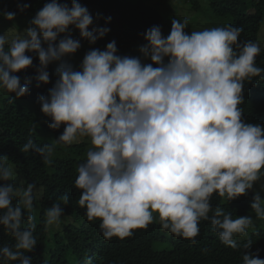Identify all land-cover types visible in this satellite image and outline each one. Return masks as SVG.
<instances>
[{"label":"clouds","instance_id":"obj_1","mask_svg":"<svg viewBox=\"0 0 264 264\" xmlns=\"http://www.w3.org/2000/svg\"><path fill=\"white\" fill-rule=\"evenodd\" d=\"M15 15L0 12L8 21ZM30 23L23 32L14 26L0 34V94H12L10 102L30 94L32 78L22 83L18 73L33 68V56L37 87L58 65L54 86L39 101L49 128L64 131L43 146L29 139L21 151L51 167L56 146L90 143L75 187L104 239L123 241L158 221L195 245L201 222H208L224 246L242 252L243 264H264L251 252L254 219L212 206L214 196L231 203L254 192L251 210L264 221V198L254 188L264 191V126L245 122L241 107L245 85L264 81L259 41H242L243 29L232 24L189 34V21L173 18L167 37L159 26L144 33L140 56L118 54L113 40L104 50L90 49L76 70L68 60L81 40L95 45L110 29L95 24L78 0L70 6L50 0ZM16 179L14 164L0 156V226L14 241L0 247V264H32L26 253L37 246L33 211L45 190L27 181L17 186ZM68 204L65 194L45 210V232L69 222Z\"/></svg>","mask_w":264,"mask_h":264},{"label":"trees","instance_id":"obj_2","mask_svg":"<svg viewBox=\"0 0 264 264\" xmlns=\"http://www.w3.org/2000/svg\"><path fill=\"white\" fill-rule=\"evenodd\" d=\"M48 2L50 0H0V12L35 15ZM59 2L71 5V0ZM78 2L86 6L90 0ZM23 5L28 7L22 11L19 6ZM98 5L99 15L95 24L108 27L110 32L95 45H89L90 49H105L109 42L115 40L118 54L136 51L146 42L144 33L152 26H160L163 19L156 8L143 2L99 0ZM247 5L249 10L244 11L243 8ZM211 8L217 16L230 19L228 24L243 29L240 37L242 41H258L264 24V0H231L226 4L214 0L211 2ZM108 17H111L110 23H106ZM73 38L81 39L80 34ZM87 43L81 40L82 47L77 54L84 52ZM261 48L262 52L256 62L259 67L264 68V47ZM33 65V68L26 72L18 73L22 83L25 76L32 78L28 96L10 102L12 94H0V156L7 155L17 173L25 181L42 186L45 190L39 202L40 212L38 217L34 218L37 246L32 253H26L32 264H86L88 261H91V264H243L242 252L224 246L208 222H201L200 234L195 245L162 230L157 222L146 230H136L131 238L123 241L117 238L105 240L99 228L100 221L89 222L86 209L78 204L80 190L75 187V180L80 161L71 157V150L82 156L86 144L67 147L64 155L53 158L51 167L43 165L38 155L21 151L29 139L41 146L51 144L41 140L39 123L56 138L64 131L63 126L59 130L49 128L50 119L42 113L39 101V97L47 96L49 89L54 86L58 66L50 65L47 69L50 82L47 85L41 83L37 87L35 77L39 59L36 56H33ZM244 95L245 104L241 107L244 109L245 122L264 126V81L246 84ZM32 106H37V112L32 110ZM43 118L45 122H42ZM20 182L17 177L14 183L19 186ZM256 187L260 188V185H254V188ZM65 194L69 196L65 214L70 220L49 239L48 232L44 231V212ZM254 195V192H249L247 196H242L231 203L214 196L212 206H220L225 211H231L234 218L255 216L251 215L254 213L250 207ZM263 226L255 225L256 232L253 233L251 230L249 232L253 241L251 252L258 254L260 259H264ZM167 239L171 241L170 249L158 251L154 248L157 243L165 242ZM239 242L242 243L243 240ZM6 243L11 245L14 241L5 233L3 226H0V247Z\"/></svg>","mask_w":264,"mask_h":264},{"label":"rangeland","instance_id":"obj_3","mask_svg":"<svg viewBox=\"0 0 264 264\" xmlns=\"http://www.w3.org/2000/svg\"><path fill=\"white\" fill-rule=\"evenodd\" d=\"M126 1L143 2L150 7L156 8L161 13L162 18H163L162 23L159 27L161 28L162 34L165 37H167V35L171 31V28H172L171 21L173 18H176L181 21L186 18L189 21L188 28L186 30L189 34L193 30L199 31V30H203L206 28L222 27L230 22V19L219 17L213 12L211 8V2L214 0H126ZM218 1L221 4H226L227 2L231 0H218ZM98 4H99V0H90L89 4L86 5L89 12L92 14L94 18V23L98 19V15H99V8H98L99 5ZM243 10L248 11L249 5L243 8ZM34 16L35 15L26 16V15L16 14L14 21H8L4 19L3 16H0V34L5 33L6 31L12 29L14 26L18 31L23 32L24 30H26L27 28L31 26L30 22ZM72 36L73 37L79 36V31L73 29ZM258 41L261 47H264V24L261 29ZM89 45H90L89 43L85 45L84 52L82 51L78 54L76 53L73 57L69 58L68 62L73 65L74 69L79 70L85 54L90 50ZM139 47L137 48L136 51L127 52V53L125 52L121 55L122 56H140ZM100 49L104 50V48H100ZM52 65L58 66L56 64H52ZM31 108L33 111L37 112V106H32ZM42 122H45V119ZM38 131H39V136L41 140L44 142L47 141L49 143H52V141L57 139L52 134L48 133L45 130V128L41 126L40 123L38 124ZM84 144H86V148L82 156L79 155L80 153L76 151H72L70 149L71 157L78 159L80 163H82L86 159L87 150L89 147H91L90 143L87 141L84 142ZM66 152H67V147L56 146V152H55L54 157H57L62 154L64 155ZM15 171L17 172L16 169ZM17 177H19L21 181H25L20 176L19 173H17ZM40 187L42 186H37V188H40ZM255 189L256 191H260L261 197L264 198V191H261L260 188L258 187H256ZM39 202L40 200H38L34 206V211H33L34 218H37L40 212ZM251 215H255V214H251ZM251 217L254 219L255 225L263 226L264 221L257 220L255 216H251ZM157 223L159 222L157 221ZM66 224H63L62 227L65 226ZM56 232L57 231H52L51 233H48L49 239L53 238ZM170 247H171V241L167 239L165 242L157 243L154 248L158 251H164V250L170 249Z\"/></svg>","mask_w":264,"mask_h":264}]
</instances>
